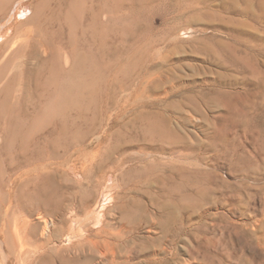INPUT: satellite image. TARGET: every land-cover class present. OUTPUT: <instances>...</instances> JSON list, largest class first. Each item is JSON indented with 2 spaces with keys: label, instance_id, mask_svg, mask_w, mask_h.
Returning a JSON list of instances; mask_svg holds the SVG:
<instances>
[{
  "label": "rangeland",
  "instance_id": "374dc122",
  "mask_svg": "<svg viewBox=\"0 0 264 264\" xmlns=\"http://www.w3.org/2000/svg\"><path fill=\"white\" fill-rule=\"evenodd\" d=\"M93 1L0 0L5 19L19 17L21 28L39 26L41 37L51 41L53 53L34 74L37 93L29 101L22 98L25 107H36L29 125L43 128L56 116L54 125L80 135L95 126L98 131L85 137L91 154H115L117 144L138 141L147 154L139 156L130 147L135 160L128 168L131 177H141L142 188L150 186L154 200L160 182L152 177L160 174L179 183L186 175L181 168L196 172L195 190L203 200L193 201L195 216L186 198L172 210L176 218L185 215L186 222L192 216L190 231L166 248H158L157 241L137 240L139 250L131 264H264V0H167L174 12L126 0L132 8H119L113 16L100 7L108 0ZM107 6L112 8V0ZM179 9L182 15H176ZM46 17L50 28L43 24ZM4 32L0 30V40ZM112 35L117 37L113 42ZM66 50L67 60L61 62L68 72L79 59V68L99 77L93 76L95 84L86 86L59 117L52 98L58 56ZM21 78L28 79V73H20L16 81ZM48 87L52 98L45 104ZM146 125H156L161 134L143 136ZM10 144L7 140L3 151ZM72 145L69 152L81 146ZM75 155L56 160L51 183L41 179L39 184V193H50L44 213L58 223L54 252L68 256L85 244L84 235L93 236L112 215L123 217L134 195L115 194L114 183L127 178L126 172L101 179L93 189L75 185L72 168L67 169ZM155 155L164 157L161 163ZM6 163L4 156L0 183ZM85 165L90 169V161ZM170 187L181 193L171 184L166 191ZM143 198L156 207L147 193ZM170 200L163 197L162 203ZM163 210L171 208L165 205ZM15 215L34 218L24 211ZM139 235L147 236V229Z\"/></svg>",
  "mask_w": 264,
  "mask_h": 264
},
{
  "label": "bare ground",
  "instance_id": "6f19581e",
  "mask_svg": "<svg viewBox=\"0 0 264 264\" xmlns=\"http://www.w3.org/2000/svg\"><path fill=\"white\" fill-rule=\"evenodd\" d=\"M110 1L100 2V7L102 10L107 9L111 16L119 8H132L129 1L112 0V9L107 6ZM166 1L139 0L142 8L152 4L155 9L174 12L171 6H167ZM91 3L95 4L93 0ZM196 6L197 4L192 6L195 11L197 10ZM177 12L179 13L176 15L184 13L180 12V9ZM19 19L16 16L5 19L4 13L0 12V30L5 31L4 38L0 40V125H2L0 139L3 143L0 145V161H3L4 156L7 161L2 167L0 183V264H131L139 250L136 245L137 240L144 238L147 242L157 241L155 245L158 248H166V246L179 241L182 234L190 231L193 224L192 216H187L188 222H186L185 215L176 218L172 210L179 207L183 198H186L191 203L187 209L192 211L190 212L192 215L196 213L193 201L203 200L200 190H195L196 172H186L181 168L183 174L186 175L180 178L179 183L170 180L167 182L160 174L151 178V174V179H158L157 182H160L156 190L157 198L154 200L151 197V191H147L150 186L147 190L142 188L141 177H131L128 168V165L131 164L128 162L135 160V157L128 152L130 147L137 148L136 153L139 156L147 154L143 148L137 146L138 141L132 146L130 145L133 143L132 140L124 142L122 146L117 144L119 149L112 148L114 152H117L115 154L99 155L98 151L91 154L93 148H88L91 146L87 144L85 137L89 132L98 131L95 126H89L88 131L86 130L80 135L78 130L67 131L65 125H54L56 116L51 118L52 125L45 124L43 128H39L38 125H29L28 120L34 116L36 107L35 105L25 107L22 98L26 96L29 101L33 98L34 93H37L38 84L35 78L38 75L34 74L38 73L40 66L44 65L45 67L46 57L53 51L51 41L47 37H41L39 26L21 28ZM29 19L31 18L26 20ZM32 19L35 20V16ZM49 22L50 19L46 17L43 24L50 28ZM148 28L150 26L146 27V29ZM116 39L115 35L111 36L112 42ZM21 54L19 59L15 58ZM67 57V50L59 53L56 66L59 77L54 82L55 97L51 96V87H48V92L46 89L44 95L45 104L49 103L51 98L53 99V105L59 117L66 114L67 106L72 99L82 96L86 86L93 85L95 82L91 72H85L81 67L79 68L81 65L79 59L76 60V69L68 72L61 62L62 60L66 61ZM25 72L28 73V79L23 81L21 78L16 81L17 76ZM17 82H19L18 85H16ZM92 89L90 92L93 91ZM32 103L35 104V102ZM14 104L16 107H13ZM160 134V128L156 125H146L143 132V136H159ZM7 140L11 144L6 152L3 149ZM73 143L81 146L75 147V151L69 152ZM73 154H76L74 162L69 164L67 169L72 168L73 175L76 177L75 185L83 187L85 190L93 189L101 179L108 180L116 172H121L124 176V172H126L127 178L114 183L117 186L115 194L118 196L122 193L123 196H126L133 192L134 195L132 202L127 204L123 217L112 215V221L102 225L103 227L101 226L93 236L84 235L83 242L85 244L80 245L81 248L77 253L68 256L69 254L60 253L61 251L54 252V234L58 223L47 218L44 213L43 208L49 204L50 193L45 190L44 194L39 193V184L41 179L44 184H50L51 172L53 173L55 169L56 160L63 156L72 157ZM154 159L161 163L164 157L155 155ZM87 161L91 163L90 169L85 165ZM166 167L160 168L161 171ZM149 169L152 168L149 167ZM173 176L171 175L170 179ZM169 184L179 188L181 193H175L171 187L166 191ZM144 193L148 194L149 203L156 204V207L151 208L148 203L143 202ZM163 197H170L172 200L162 203ZM165 205L169 206L171 210L164 211ZM57 206H59L57 209L59 211L61 206L59 204ZM22 211L34 218L19 219L15 214ZM12 217L14 218L13 228L10 225ZM143 229H147V236L139 235ZM167 264H171L170 261Z\"/></svg>",
  "mask_w": 264,
  "mask_h": 264
}]
</instances>
